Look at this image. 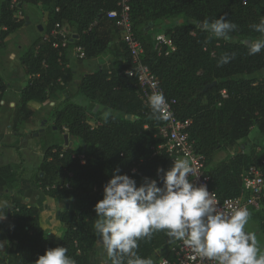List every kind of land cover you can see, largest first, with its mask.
Masks as SVG:
<instances>
[{
	"label": "trees",
	"instance_id": "16d2710c",
	"mask_svg": "<svg viewBox=\"0 0 264 264\" xmlns=\"http://www.w3.org/2000/svg\"><path fill=\"white\" fill-rule=\"evenodd\" d=\"M118 1L0 0V48L25 24L17 13L25 14L26 6L40 5L46 13L44 35L18 54L26 82L11 114V133L19 141L25 135L24 125L37 114L34 105L53 102L47 119L56 131H66L69 138L81 142L79 147H47L30 177L46 197L63 205L55 214L63 228L57 240L42 228L39 208L18 192L25 174L19 147L15 149L17 163L0 165V202H6L0 206V217L8 219L0 264H35L47 249L59 246L68 249L67 255L76 264H90L98 241L93 208L102 199L103 186L113 171L118 168L119 174L128 175L137 185L147 177L162 186L157 168L166 171L167 159L157 153L163 139L156 130L162 120L152 116L151 108L143 107L135 79L125 74L132 69L129 52L120 40L116 18L107 16L118 12ZM130 14L135 36L143 46V64L158 78L164 96L176 101L177 118L192 121L189 133L206 159L211 189L220 201L238 197L242 173L250 166H264V140L259 146L249 141L253 129L264 135V77L248 78L264 71V50L250 55L247 46L264 39L251 28L264 19V0H130ZM221 16L238 25L229 41L201 28L202 22ZM57 25L69 32L64 47L62 38L53 33ZM159 34L170 39L173 51L165 45L159 52L154 49V36ZM69 48H80L84 60L97 65L80 77L75 92L86 105L63 93L73 79ZM225 55L234 58L218 66ZM106 62L110 63L108 70L102 68ZM213 82L215 86L206 88ZM7 89L0 74V103ZM89 103L105 114L97 116L94 108L87 107ZM219 152L224 157L212 162ZM261 206L264 211V198ZM257 232L259 242L264 238V216ZM174 241L166 230L158 231L151 239H140L136 251L157 264Z\"/></svg>",
	"mask_w": 264,
	"mask_h": 264
},
{
	"label": "clouds",
	"instance_id": "9594fccd",
	"mask_svg": "<svg viewBox=\"0 0 264 264\" xmlns=\"http://www.w3.org/2000/svg\"><path fill=\"white\" fill-rule=\"evenodd\" d=\"M202 27L214 37L229 41L238 25L221 16ZM251 28L264 35V19ZM249 54L264 50V39L248 43ZM234 56L225 55L218 66L227 64ZM151 114L156 120H167L172 113L162 91L148 98ZM194 169L188 159L174 161L165 171L157 168L162 186L145 177L137 182L115 169L103 186V197L93 208V227L100 238L110 264H154V260L137 254L138 241L151 239L158 231H167L174 240L183 241L200 257L216 264H264V254L258 247L257 236L245 231L251 213L247 207L233 208L225 213L213 192L205 184L197 186L189 179ZM6 202H0L3 206ZM5 216L0 218V221ZM2 244V243H0ZM63 246L49 248L35 264H76Z\"/></svg>",
	"mask_w": 264,
	"mask_h": 264
},
{
	"label": "built area",
	"instance_id": "2783aa9c",
	"mask_svg": "<svg viewBox=\"0 0 264 264\" xmlns=\"http://www.w3.org/2000/svg\"><path fill=\"white\" fill-rule=\"evenodd\" d=\"M118 12L107 13L108 17L116 18V26L119 28L120 40L125 44L131 59L132 69L126 71L129 77L135 79L134 88L137 96L144 108L150 109L148 98L154 91H161L158 78L143 64V46L135 36L133 29L130 0L118 1ZM20 14V13H19ZM58 28V25L56 26ZM64 28H58L54 31L55 35L62 38V46L67 43V35ZM74 38V37H73ZM154 49L159 52L163 45L169 51H173L174 47L170 39L162 34L154 36ZM56 46V45H54ZM77 58H83L84 54L80 48H74ZM221 95L225 97V93ZM170 106L169 111L172 113L167 120L162 119V123L156 127L157 136L163 139V144L159 146L158 152L165 155L167 159L166 170L171 168L174 161L179 159H188L190 166L194 171L189 179H193V183L199 186L205 184L209 192H213L219 201V206L225 213L231 212L233 208L247 207L250 211L261 210V200L264 198V166L258 168L250 166L241 175V189L239 196L233 199L220 201L217 194L210 187L211 178L206 173L205 157L195 148V142L191 139L189 130L192 124L191 119L180 120L176 116L174 99H167ZM54 103L50 102V106ZM91 127H95L93 121H88ZM134 170L131 171L133 173ZM157 264H216L215 261L200 257L183 241L175 240L169 246L167 253L161 256Z\"/></svg>",
	"mask_w": 264,
	"mask_h": 264
},
{
	"label": "crops",
	"instance_id": "0c3cea01",
	"mask_svg": "<svg viewBox=\"0 0 264 264\" xmlns=\"http://www.w3.org/2000/svg\"><path fill=\"white\" fill-rule=\"evenodd\" d=\"M40 6V5H38ZM33 7L32 5L26 6V8ZM45 19H46V13H45ZM67 30V28H64ZM72 37L76 38L75 35H72ZM12 58L8 59L3 57V62L0 60V64H2L3 68H0V74L2 78L5 80V82L8 84V89L6 93L4 94L3 100L0 103V119H1V112L6 113L9 112L8 114V120L6 125H3L2 122L0 121V165H6L9 163H17L19 161L18 156L16 158L12 157V152L15 151L16 147L18 146L19 148V153L22 156V159L26 161L25 164V174L23 175V178L21 180V184L19 186V194L24 198V200L30 204L36 205L40 212V224L44 230H49L51 233V236L54 235V238L51 237L54 240H57L61 237L63 228L62 226L54 219L53 223H51L49 216L47 217L49 220L46 223L47 225H43V218H44V212L42 213V210L40 209V203L44 202V200H51L48 197H46L42 191L37 188L34 183L30 180L31 173L34 171H29L27 167V157L25 152L29 150L28 146H30L28 143H30V139L34 137H39L42 134H45L46 129H49L50 132L48 133L49 137L54 141L52 145H57L60 147L65 148L66 146L64 145V140H63V135L67 133H60L56 130L53 129V121L52 120H45V123L40 124L39 128L36 129H29L32 128L31 124H25L22 132L25 134L19 141L17 138L11 133V127H10V121H11V114L13 109L17 106L19 100H18V95L22 88L24 87V84L26 82V77L24 75V72L22 70V66L19 62L18 56L15 54H11ZM11 57V56H10ZM9 57V58H10ZM82 63L83 67L82 68H77L73 69L72 66L74 64L77 65V63ZM96 63L94 60H82V61H76V60H70L69 67L73 71V79L70 84H68L64 90V94L72 99L73 102L79 103L80 105H86V101L83 100V102H79L78 96L75 95V92L77 90V87L79 85V80L80 77L93 70L96 67ZM102 68L105 70H108L110 68V63L106 62L102 65ZM92 103H89L87 107H91ZM36 107V105H34ZM36 109V108H35ZM40 129H43L42 131H39ZM35 130V131H34ZM30 132L33 133V135H30ZM34 132H38L37 136H34ZM68 141L70 143V146H75L77 147V144L81 145V142L78 141V143L74 141H70V138L68 137ZM51 145V146H52ZM32 147V146H31ZM46 149V146L43 145L39 150H40V157L43 155L44 151ZM11 152V156L6 158L7 152ZM17 155V154H16ZM2 160L4 161L2 163ZM54 201V200H53ZM56 202V201H55ZM59 204L58 202H56ZM47 206H45V209ZM47 211V210H45ZM49 213V211L47 212ZM58 213V210L56 211ZM50 221V222H49ZM52 225H49V224ZM52 228V229H51ZM46 234H48L46 232ZM258 236V232L256 233ZM258 247L261 249V254H264V238H262L258 242ZM107 257L104 247L99 246L98 241L94 247V255L90 258V264H105L104 259Z\"/></svg>",
	"mask_w": 264,
	"mask_h": 264
},
{
	"label": "rangeland",
	"instance_id": "374dc122",
	"mask_svg": "<svg viewBox=\"0 0 264 264\" xmlns=\"http://www.w3.org/2000/svg\"><path fill=\"white\" fill-rule=\"evenodd\" d=\"M25 14H19L17 13V17H19L20 19H25V24L14 34L10 35L9 37H7V39L5 40V47L4 48H0V60L3 62V57L8 59L12 58L11 54H15L16 56H18L19 51L25 47L31 44V42L36 39L39 36H43L44 35V30L46 27V19H45V8L42 6H33L30 8H25L24 10ZM25 15V16H24ZM26 21H28V23H26ZM38 27H41V30H38ZM202 28V27H201ZM66 35L69 36V32L68 30L65 31ZM68 58L69 60H76L78 61L80 58H77L76 56V52L75 49L73 48H69L68 50ZM11 56V57H10ZM10 57V58H9ZM84 58H81V60H83ZM83 64L82 63H77L74 64L72 66L73 69H77L82 68ZM0 68L2 69L3 66L2 64H0ZM264 77V71H260L257 72L251 76H248V78H262ZM78 100L79 102H83V98L78 96ZM55 102V101H54ZM36 111L37 114L36 116L33 118V120L29 123L31 124L32 128L29 129H36L39 128L40 124L45 123V120L48 118L49 112L50 110L53 108L52 106H50L49 102H45L41 105H36ZM95 109L94 104L91 105V107H89V110L91 109ZM94 112V111H93ZM96 113L97 116H102L105 114V111L103 109H101L99 106L97 108V110L94 112ZM8 114L9 112L6 111V113H2L1 112V119L0 121L2 122L3 125H6L7 120H8ZM35 131V130H34ZM40 131V130H39ZM50 132L49 129H46L45 134L40 135L39 137H34L32 139H30V143H28L30 146H28L29 150L25 152L26 157H27V167L29 171H34L31 173V175H33L36 171L37 168L40 164L41 158L40 157V148L45 145L46 148L50 147L52 144H54L53 140L49 137L48 133ZM64 133H67L66 131H64ZM38 135V132H34V136ZM30 135H33L32 132H30ZM264 140V135H259L257 134L256 130L253 129L250 132V136H249V141H250V145L253 144L255 146H259L262 141ZM70 141H74L76 143H78L77 139L74 138H70ZM32 146V147H31ZM80 145L77 144V147H79ZM17 152L15 153L14 151L12 152V157L16 158L18 155H16ZM225 153L224 152H219L217 153L212 162H216L221 160L224 157ZM11 156V152L8 151L6 158ZM42 156V155H41ZM4 161L2 160V163ZM211 162V163H212ZM24 164H26V161H24ZM209 165V163H208ZM141 184V183H140ZM140 184H138L137 186H139ZM19 192V190H18ZM45 206H47V208L45 209ZM63 208L62 204H57L55 201H53V199L51 200H44V202L40 203V209L42 210V213L44 212V218H43V225H47L46 223L48 222V216L49 218L52 220L51 223H53V220L55 219V214L57 210H61ZM47 210V211H45ZM49 211V213H47ZM251 213L250 219L248 224L245 226V231L248 232H255L258 227H259V221L261 218H263L264 216V211L263 210H259V211H249ZM2 218V217H0ZM96 219V218H95ZM49 221V222H50ZM8 219L5 217V219H3L2 221H0V254H3L5 251V247H6V241H5V237H4V233H3V228L7 225ZM49 225H52V224ZM52 229V228H51ZM48 234L49 237H53L54 235L51 236V233L49 232V230H45ZM98 244L99 246H102V242L100 240V238L98 237ZM105 264H110V260L108 257H106L104 259Z\"/></svg>",
	"mask_w": 264,
	"mask_h": 264
},
{
	"label": "water",
	"instance_id": "95a60500",
	"mask_svg": "<svg viewBox=\"0 0 264 264\" xmlns=\"http://www.w3.org/2000/svg\"><path fill=\"white\" fill-rule=\"evenodd\" d=\"M26 23H28V21H26ZM201 27H202V26H201ZM38 30H41V27H38ZM215 85H216V83L213 82L212 84L208 85L206 88H210V87H213V86H215ZM97 108H98V106L96 105V106H95V109H94V112L97 110ZM53 129L55 130L56 128L53 127ZM42 130H43V129H40V131H42ZM35 135H37V134H35ZM63 140H64V145H65L66 147H70V144H69V142H68V135H67V134L63 135ZM66 207H67V205H66Z\"/></svg>",
	"mask_w": 264,
	"mask_h": 264
}]
</instances>
